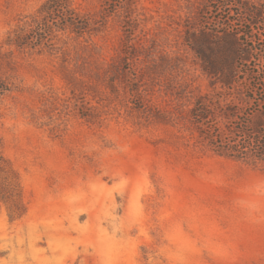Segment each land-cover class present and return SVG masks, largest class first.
<instances>
[{"label": "rangeland", "instance_id": "1", "mask_svg": "<svg viewBox=\"0 0 264 264\" xmlns=\"http://www.w3.org/2000/svg\"><path fill=\"white\" fill-rule=\"evenodd\" d=\"M0 87V264H264V0H0Z\"/></svg>", "mask_w": 264, "mask_h": 264}, {"label": "trees", "instance_id": "2", "mask_svg": "<svg viewBox=\"0 0 264 264\" xmlns=\"http://www.w3.org/2000/svg\"><path fill=\"white\" fill-rule=\"evenodd\" d=\"M252 11H248V15H252ZM247 76H250L251 78H254L252 77V75L250 74H247ZM6 88L5 87H0V94L5 90ZM252 98V96H251ZM260 100V99H259ZM212 138V137H211ZM0 142H1V138H0ZM222 144V143H220ZM254 145H255V153H259L260 156L262 158H264V134L260 135L259 137H257L255 140H254ZM235 147H227L225 148L224 145H217V150L221 153H228V149L230 150L229 152L231 151H237L236 149H234ZM237 152H240V151H237ZM6 164H8V162L0 155V173L3 172L5 169H6Z\"/></svg>", "mask_w": 264, "mask_h": 264}]
</instances>
